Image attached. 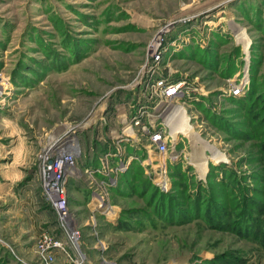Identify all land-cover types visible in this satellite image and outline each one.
I'll use <instances>...</instances> for the list:
<instances>
[{
	"label": "rangeland",
	"instance_id": "374dc122",
	"mask_svg": "<svg viewBox=\"0 0 264 264\" xmlns=\"http://www.w3.org/2000/svg\"><path fill=\"white\" fill-rule=\"evenodd\" d=\"M241 1L0 0V193L8 192L5 174L23 175L11 191L31 179V150L15 148L17 142H30L36 152L38 140L63 122L94 117L76 132L78 169L93 166L94 158L120 136V120L129 115L125 104L134 93L126 86L147 41L169 20L194 16L166 36L168 42L188 36L182 43L185 54L169 47L163 63H169L173 77L186 78L204 95L189 103L184 117L187 123L190 119L194 144L201 147L196 152L217 167L208 175L214 178L206 182L208 169L203 176L195 171L189 141L182 139L164 157L152 153L142 175L160 193L172 192L169 165L181 164L173 204L177 211L182 205L184 214L176 220L148 217L139 212L145 209L140 191L112 195L115 186L107 202L113 214L103 216L116 212V217L97 215L96 237L105 242V257L114 264H264V0ZM230 26L244 33L247 46L235 41ZM205 37L207 44L201 41ZM196 48L213 54L212 61L197 60ZM242 76L241 97L254 95L261 117L249 114V102L228 101L226 81ZM162 181L165 189L159 188ZM82 184L80 178L67 185L68 208L77 210L80 223L89 215V194ZM5 210L0 196V228L7 223L12 231L20 224ZM49 222L54 227V214ZM80 233L82 249L95 258L94 237L87 227ZM31 262L37 264L34 254Z\"/></svg>",
	"mask_w": 264,
	"mask_h": 264
},
{
	"label": "built area",
	"instance_id": "2783aa9c",
	"mask_svg": "<svg viewBox=\"0 0 264 264\" xmlns=\"http://www.w3.org/2000/svg\"><path fill=\"white\" fill-rule=\"evenodd\" d=\"M193 18L169 20L147 41L142 62L126 86L135 93L125 104L129 115H123L120 136L109 142L111 145L108 144L96 158L94 166L81 170L77 166L81 152L76 132L87 126V117L77 123H60L38 140L33 157L34 173L40 198L54 214V227L41 228L37 236L32 250L37 264H56L58 259L62 264H114L105 257V242L96 237L97 215L103 216L106 209H112L107 204L110 190L131 161L138 162L143 168L150 154L164 157L174 152L179 141L185 138L179 135L172 142L168 136L170 117L176 121L180 110L187 114L186 107L197 102L198 95L203 94H199L201 90L195 89L186 78L173 77L169 63H163L169 47L174 51L189 40L188 36H177L168 42L167 34L177 24L189 25ZM225 86L227 97L240 98L245 92L244 77L227 80ZM123 129H128L132 136L123 135ZM80 178L89 194L86 203L89 215L84 223H80L76 213L68 208L67 200L69 181ZM165 187V181H162L159 188ZM114 215L112 218L116 217V212ZM83 227L88 228L91 238L94 237L95 258L82 249L80 229Z\"/></svg>",
	"mask_w": 264,
	"mask_h": 264
},
{
	"label": "crops",
	"instance_id": "0c3cea01",
	"mask_svg": "<svg viewBox=\"0 0 264 264\" xmlns=\"http://www.w3.org/2000/svg\"><path fill=\"white\" fill-rule=\"evenodd\" d=\"M240 2L242 1L240 0ZM201 41H205L207 44L209 40H207L205 37L203 40L201 39ZM191 46H194V44L191 43ZM201 47L202 46H200V48ZM186 48V45L182 46L181 44L177 54H185L184 50H187ZM174 51L177 50L175 49ZM25 141L19 140L15 148L18 147L19 150H31V158L28 159L27 168V171L31 172V179L29 181H26L24 185L22 184L18 191H11L9 189L12 186L11 184L20 181L23 175L8 176L7 174H5L4 180L7 182H5L4 185L6 186L5 191L8 192L0 193V196L3 197V203L6 208L5 213H10L12 215L14 214L15 216L13 218L17 219L18 223L20 224L14 226L13 230L11 228L12 231L6 228L7 223H5L0 228V240L13 248V253L16 258L7 251V246H5V244L1 242L0 264H24V262L27 264L32 263V248L35 239L38 236L41 228H45L46 226H48L50 224L49 221L53 219L52 210L40 198V191L38 189L39 187L37 184L35 173L32 175V169L34 170L33 156L35 153V149H32V145L29 144L30 142L27 143ZM82 153H84V151ZM94 159L95 160L93 166L96 164V157ZM11 163H13V159L11 160ZM25 165L27 164L25 163ZM82 187L87 194L88 191L85 189V186L83 185ZM88 198L89 197H87V200ZM72 211H75V213L77 212V210L74 209ZM76 215L78 214L76 213ZM22 220L23 223L21 222ZM56 264H62L61 260L58 259Z\"/></svg>",
	"mask_w": 264,
	"mask_h": 264
},
{
	"label": "trees",
	"instance_id": "16d2710c",
	"mask_svg": "<svg viewBox=\"0 0 264 264\" xmlns=\"http://www.w3.org/2000/svg\"><path fill=\"white\" fill-rule=\"evenodd\" d=\"M236 49L238 53L239 48ZM197 51L199 56L196 55ZM195 56L198 57L197 60L201 61L203 64H206L209 63L210 60L212 61V56L214 55L213 54L210 55L208 53L206 55L204 54L203 50L196 48ZM227 77H229V74L227 75ZM228 101L231 104H241L242 102H249V108L247 109L249 114L254 115V113L257 112V114H259L258 117L262 116L263 113L262 106L259 105V103L257 102L258 99L252 94H250L249 96L245 94L244 97L241 98L228 97ZM217 120L219 119L212 118L210 121H212L213 124H217L219 126L220 123ZM216 168L217 167H215L214 165L209 164L207 175L205 177L206 182L214 178L213 176L209 178L208 175L210 173L215 174ZM181 171H182L181 164L178 163V164L169 165L168 175L172 185V192L166 195L158 192L156 187L155 186L153 187L149 183V181L143 177L142 167L139 165L138 162L131 161L127 166L126 170L118 177L116 187L112 189L111 192L112 195H119V194L122 195L127 189L133 192L140 191L141 194L139 196L145 201V205H144L145 209H141L139 211L140 213H145L146 215H148V217L149 215H152L158 221H163L164 219H168V218L176 220L178 218H181V216L179 215L180 213L184 214L185 212L184 207L182 205L181 207L178 208L177 211L174 208V204H173L176 196V194L173 195V193H175L176 185L177 183H179V179H180L179 176L181 177L183 176V173ZM181 182L182 181H180V183ZM214 205L215 204H213V206ZM122 213L123 212H121V215H123ZM119 220L121 223H123L122 221H125L122 218H120Z\"/></svg>",
	"mask_w": 264,
	"mask_h": 264
},
{
	"label": "bare ground",
	"instance_id": "6f19581e",
	"mask_svg": "<svg viewBox=\"0 0 264 264\" xmlns=\"http://www.w3.org/2000/svg\"><path fill=\"white\" fill-rule=\"evenodd\" d=\"M230 21V20H229ZM230 25H233V24H230ZM231 27V26H230ZM232 29V32L233 33V37L235 38V41L241 43V44H244L247 46L248 44V41L244 35V33L238 29L237 27L233 26L231 27ZM188 117L186 115L185 112H183V110H180L178 111L177 113V120L174 121V120H171V117H170V123H169V126H168V136L171 138L172 142L174 143L175 140H173V138L171 137L174 136L176 137L177 134H182L181 136L185 138L186 140V143L188 144V141H189V144L192 146V152L193 154L195 155V160H197V162L195 163V171L200 174V175H205V171L208 169V165H207V161H205L202 157H201V153L199 154L198 152H196L200 147V145H196L194 144L195 143V136H194V132L191 130V128L189 127V119H188V123H187V119L185 117ZM94 120V117H91L86 123H91L92 121ZM170 131H171V135H170ZM123 135H129V136H132V133L128 130V129H123ZM197 135V134H196ZM177 139V137L175 138ZM214 156V157H213ZM212 159H217V156L216 155H213ZM211 164V163H210ZM204 180V179H203ZM104 215H112L113 214V210L112 209H106L103 213Z\"/></svg>",
	"mask_w": 264,
	"mask_h": 264
}]
</instances>
